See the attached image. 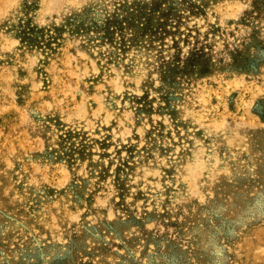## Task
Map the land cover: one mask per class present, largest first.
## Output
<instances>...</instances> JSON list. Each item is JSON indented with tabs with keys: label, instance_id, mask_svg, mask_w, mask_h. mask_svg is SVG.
Segmentation results:
<instances>
[{
	"label": "rangeland",
	"instance_id": "obj_1",
	"mask_svg": "<svg viewBox=\"0 0 264 264\" xmlns=\"http://www.w3.org/2000/svg\"><path fill=\"white\" fill-rule=\"evenodd\" d=\"M0 264H264V0H0Z\"/></svg>",
	"mask_w": 264,
	"mask_h": 264
}]
</instances>
